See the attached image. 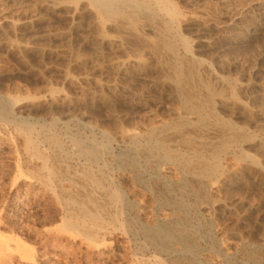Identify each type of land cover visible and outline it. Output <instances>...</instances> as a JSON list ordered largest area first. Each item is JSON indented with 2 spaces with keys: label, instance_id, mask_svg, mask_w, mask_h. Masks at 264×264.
I'll list each match as a JSON object with an SVG mask.
<instances>
[{
  "label": "rangeland",
  "instance_id": "obj_1",
  "mask_svg": "<svg viewBox=\"0 0 264 264\" xmlns=\"http://www.w3.org/2000/svg\"><path fill=\"white\" fill-rule=\"evenodd\" d=\"M163 1L177 10L175 19L157 6L128 22H106L87 0H0V98L13 101L16 116L38 127L58 121L54 130L64 151L48 144L39 148L52 157L51 167L87 166L74 156L71 135L107 145V188L131 204L120 210L104 200L96 204L103 223L99 242L69 230L54 196L27 184L35 167L25 134L0 121V235L12 246L4 264H172L148 243L140 226L175 216L160 200L181 171L175 164L162 165L169 181L163 184L144 162L147 170L139 182L120 165L134 133L145 135L183 113L168 70L172 59L161 42L165 33L185 75L199 74L194 89H221L215 112L235 125L240 138L221 157L222 173L202 184L210 189L207 198L194 206L184 196L197 217L185 227L194 234L203 264H264V0ZM53 94L60 98L54 101ZM168 144L186 150L176 141ZM18 243L33 254L30 263L15 252Z\"/></svg>",
  "mask_w": 264,
  "mask_h": 264
},
{
  "label": "bare ground",
  "instance_id": "obj_2",
  "mask_svg": "<svg viewBox=\"0 0 264 264\" xmlns=\"http://www.w3.org/2000/svg\"><path fill=\"white\" fill-rule=\"evenodd\" d=\"M87 1L89 2V6L98 13L100 16L99 18L106 22H115L120 18L123 19V22H128L129 18L136 17L143 12L150 13L153 6L162 8L170 18L175 19L178 15L177 10L163 0ZM147 13H145V15H147ZM149 15L151 16V14ZM125 24L127 25V23ZM164 27L165 31L170 34L168 32L169 27ZM131 29H133V26ZM162 37L163 40L161 42L165 52L169 54L172 59L170 66L168 65V70L183 113L179 115L174 122L164 123L158 127L152 128L148 130L145 135L132 133L133 145L123 155L120 160V165L123 171L130 170L134 179L141 182L143 173L147 170L144 164L149 162V164L153 166V173L156 172L158 174L163 184H167L169 181L167 178L168 176H165V173L163 174V170L165 169L162 170V165L175 164L178 167L181 171L180 178L174 184L171 183L166 187V197L160 200V202L166 201V203L172 207L175 211V216L173 218H161V220L155 224H142L140 226V232L148 243L153 245L161 255L170 259L172 264H203L200 261V248H198L195 243L194 234L185 227L188 224L190 225L196 222L194 221L195 218H197L194 216L196 212L195 209L187 205L183 199L184 196H189L193 199L194 206H198L200 202L202 203V201L207 198L210 189L209 187L203 188L202 186L205 181L213 179V177L222 173L221 157L226 154L228 155V153L239 144L240 138L237 136L235 125L232 126L228 121L221 119L215 112L214 107L216 106V101L223 97L220 91L221 89H218L219 92L210 85H204L201 92H197L193 86L195 81L200 80L199 74L194 75L190 73L189 76L187 74L185 75L183 70L184 62L179 58L174 48L175 44H172L169 40L170 38H168L169 35L167 37L166 33L165 36ZM182 42L187 45L185 40H182ZM132 63L138 65L139 61L134 60ZM222 84L224 85V82H221V86ZM52 97L54 101L60 98L59 95L57 96L54 94ZM0 121L6 125L15 126L19 131L25 134L26 149L30 154L29 162L35 167V172L30 178L32 180L28 181V183L26 180V183L29 184V187H37L38 185L41 189L43 188L47 193L54 196L55 201L63 207L61 210H64L66 215L64 223L69 230L82 231V235L86 237L85 240L88 239L89 242L97 241V238L103 235L101 233L103 231V223L101 221V214L96 208V204L98 205L100 203L99 201L104 200L114 209L118 207L122 208L123 206L130 207L131 204L127 201L124 194L116 189L107 188V179L104 175V168L106 167L105 158L107 155L109 156L111 154L106 148L107 145L105 146L103 143H98V141L95 142V140H83L81 137L79 138L73 134L74 136L71 135L68 137V141L74 148V156L76 159L84 160L87 166L83 168H72L66 163H58L57 167H51L49 158L52 157L41 154L39 148L42 144H48L60 153L64 151L63 142L58 133L54 130V128H57L58 121H52L49 126L42 125L38 127L17 117L15 103L2 98H0ZM187 130L195 132L197 138L187 137ZM142 137L145 139L144 144L140 142V138ZM169 141H176L177 145L180 144L181 147H184L188 151L191 150L192 152L175 150L177 148L174 149L168 144ZM204 151H208L211 154L209 156H204ZM63 155L66 154L63 153ZM189 178L190 180L192 179L193 182L196 181V187H192L193 184L190 185L191 183L188 182L190 181ZM155 183L156 182H154V184ZM158 183L159 182H157V184ZM174 188L178 190L177 194H173ZM56 191H59V194H56ZM139 204L134 206L136 210L140 208L141 205ZM129 207L127 208L129 209ZM104 211L106 212L105 209ZM121 216L120 214V217ZM117 218L114 219L116 220ZM2 235H0V264H4L7 256H9L6 252L11 251L12 248L7 241L5 242V240L2 239ZM103 239L104 238H102L100 242L103 241ZM91 244L92 243H90L89 246H92ZM98 246H100V244ZM15 252H18L21 257L27 259L28 262L33 260L32 258L34 256L32 253L30 254L31 251L28 252L22 245H19V243L15 245Z\"/></svg>",
  "mask_w": 264,
  "mask_h": 264
}]
</instances>
